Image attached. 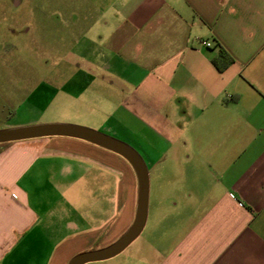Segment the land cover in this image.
<instances>
[{
  "label": "crops",
  "instance_id": "0c3cea01",
  "mask_svg": "<svg viewBox=\"0 0 264 264\" xmlns=\"http://www.w3.org/2000/svg\"><path fill=\"white\" fill-rule=\"evenodd\" d=\"M29 6L65 28L64 47L48 51L60 77L29 93L45 106L59 97L67 119L46 123L99 131L144 162L146 220L129 243L149 249L142 264H264V0ZM219 46L232 57L221 71ZM137 189L130 163L89 141L0 142V264H66L110 244L133 220Z\"/></svg>",
  "mask_w": 264,
  "mask_h": 264
},
{
  "label": "rangeland",
  "instance_id": "374dc122",
  "mask_svg": "<svg viewBox=\"0 0 264 264\" xmlns=\"http://www.w3.org/2000/svg\"><path fill=\"white\" fill-rule=\"evenodd\" d=\"M23 1L15 8L9 5L0 8V129L67 119L61 111L59 97L45 106L44 96L36 100L29 95L40 80L60 77L59 65L55 64L60 56L50 55L48 51L54 48L57 53L64 47L65 28L61 29L63 24L57 18L47 22L39 16L38 9L37 19H33L30 0ZM72 26L76 34L79 27ZM33 101L36 105L31 104ZM91 249L95 248H88ZM148 250L138 239L111 258L85 264H142L143 259L151 258Z\"/></svg>",
  "mask_w": 264,
  "mask_h": 264
},
{
  "label": "water",
  "instance_id": "95a60500",
  "mask_svg": "<svg viewBox=\"0 0 264 264\" xmlns=\"http://www.w3.org/2000/svg\"><path fill=\"white\" fill-rule=\"evenodd\" d=\"M43 136H69L83 139L111 150L125 158L137 177V203L129 227L110 244L74 254L66 264H85L111 258L120 253L141 232L147 214L148 176L140 155L129 145L99 131L66 123H41L0 129V142Z\"/></svg>",
  "mask_w": 264,
  "mask_h": 264
},
{
  "label": "trees",
  "instance_id": "16d2710c",
  "mask_svg": "<svg viewBox=\"0 0 264 264\" xmlns=\"http://www.w3.org/2000/svg\"><path fill=\"white\" fill-rule=\"evenodd\" d=\"M230 62H232V57L226 52V50L219 46L218 53L211 58V63L218 71H221Z\"/></svg>",
  "mask_w": 264,
  "mask_h": 264
},
{
  "label": "built area",
  "instance_id": "2783aa9c",
  "mask_svg": "<svg viewBox=\"0 0 264 264\" xmlns=\"http://www.w3.org/2000/svg\"><path fill=\"white\" fill-rule=\"evenodd\" d=\"M206 46H209L210 45V43L209 42H206V41H204L203 42Z\"/></svg>",
  "mask_w": 264,
  "mask_h": 264
}]
</instances>
